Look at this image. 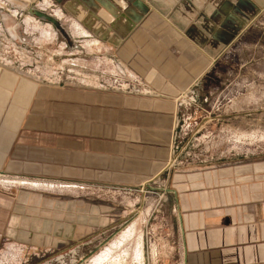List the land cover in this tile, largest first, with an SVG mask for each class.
I'll return each instance as SVG.
<instances>
[{
	"label": "crops",
	"instance_id": "obj_1",
	"mask_svg": "<svg viewBox=\"0 0 264 264\" xmlns=\"http://www.w3.org/2000/svg\"><path fill=\"white\" fill-rule=\"evenodd\" d=\"M43 2L56 3L70 45L129 77L85 61L61 84L0 69V172L100 187L164 177L165 248L149 264H264V156L205 162L187 151L167 166L182 96L253 29L264 0ZM10 217L0 200V236Z\"/></svg>",
	"mask_w": 264,
	"mask_h": 264
},
{
	"label": "rangeland",
	"instance_id": "obj_2",
	"mask_svg": "<svg viewBox=\"0 0 264 264\" xmlns=\"http://www.w3.org/2000/svg\"><path fill=\"white\" fill-rule=\"evenodd\" d=\"M55 5L0 0V69L61 84L87 63L124 79L121 67L70 45L67 22L58 18ZM221 49L196 90L189 88L181 98L186 107L176 161L167 166L187 151L205 162L264 156V11L252 30ZM145 185L82 186L0 172V200H8L11 211L0 236V264H149L151 250L165 248L156 225H164L168 209L164 177Z\"/></svg>",
	"mask_w": 264,
	"mask_h": 264
},
{
	"label": "bare ground",
	"instance_id": "obj_3",
	"mask_svg": "<svg viewBox=\"0 0 264 264\" xmlns=\"http://www.w3.org/2000/svg\"><path fill=\"white\" fill-rule=\"evenodd\" d=\"M37 12V11H36ZM41 12V11H40ZM38 14H40V15H43L42 13H39V12H37ZM45 15V14H44ZM27 181V180H26ZM20 182V181H19ZM22 182V181H21ZM26 183V182H25ZM32 183V182H31ZM33 184L34 185H37V183L36 182H33Z\"/></svg>",
	"mask_w": 264,
	"mask_h": 264
},
{
	"label": "built area",
	"instance_id": "obj_4",
	"mask_svg": "<svg viewBox=\"0 0 264 264\" xmlns=\"http://www.w3.org/2000/svg\"><path fill=\"white\" fill-rule=\"evenodd\" d=\"M150 264H166V263H163V262H158V263L157 262L156 263L155 262H151Z\"/></svg>",
	"mask_w": 264,
	"mask_h": 264
}]
</instances>
